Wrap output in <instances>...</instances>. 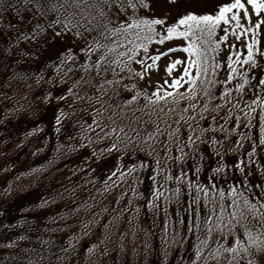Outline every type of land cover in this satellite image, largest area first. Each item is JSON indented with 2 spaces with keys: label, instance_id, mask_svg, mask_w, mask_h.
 I'll return each mask as SVG.
<instances>
[{
  "label": "trees",
  "instance_id": "1",
  "mask_svg": "<svg viewBox=\"0 0 264 264\" xmlns=\"http://www.w3.org/2000/svg\"><path fill=\"white\" fill-rule=\"evenodd\" d=\"M152 3L0 0L20 38L0 67V264H264V65L224 86L216 19L164 26ZM49 33L67 43L40 70L12 56ZM173 37L185 86L133 79Z\"/></svg>",
  "mask_w": 264,
  "mask_h": 264
},
{
  "label": "rangeland",
  "instance_id": "2",
  "mask_svg": "<svg viewBox=\"0 0 264 264\" xmlns=\"http://www.w3.org/2000/svg\"><path fill=\"white\" fill-rule=\"evenodd\" d=\"M151 1H153V8L164 19V26H169L171 22H178L174 19H185L186 14L181 15L185 11L216 19L220 38L215 58L218 78L222 83L231 79L240 63L241 73H245L250 67L253 68L252 64L255 62H261L264 65V0ZM117 6L109 2L93 10L90 15L93 19H97L100 15H112L113 11L117 13L123 8V6ZM19 17L22 20L20 15ZM7 21L0 22V67L7 61L10 47L20 40L19 36H15L13 30L9 29ZM81 22L84 21L81 20ZM54 39V35L49 33L35 43L23 41L21 48L12 52V56L29 63L30 69L38 71L44 67V63L54 60L56 58L54 54L61 52L62 47L67 43H54ZM41 43L43 51L39 53L41 48L37 46ZM68 44L70 45L71 42ZM188 46L186 40L176 39V37L172 40H164L162 44L153 45L147 55H141L138 58L139 71L135 72L133 79L141 81L144 86L153 85L167 91L180 88L186 82L190 70ZM255 54L257 59L252 58ZM95 169L96 167H90L89 171Z\"/></svg>",
  "mask_w": 264,
  "mask_h": 264
}]
</instances>
